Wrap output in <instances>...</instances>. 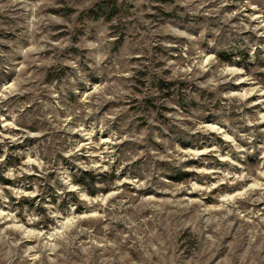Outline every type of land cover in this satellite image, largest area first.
<instances>
[{"label": "rangeland", "instance_id": "rangeland-1", "mask_svg": "<svg viewBox=\"0 0 264 264\" xmlns=\"http://www.w3.org/2000/svg\"><path fill=\"white\" fill-rule=\"evenodd\" d=\"M0 264H264V0H0Z\"/></svg>", "mask_w": 264, "mask_h": 264}, {"label": "trees", "instance_id": "trees-1", "mask_svg": "<svg viewBox=\"0 0 264 264\" xmlns=\"http://www.w3.org/2000/svg\"><path fill=\"white\" fill-rule=\"evenodd\" d=\"M102 8H103V10H105V11L110 9L112 12H111V14L108 15V17L113 16V14H114V13H113V6L102 5ZM105 11H104V12H105ZM97 16H103V15L98 14ZM169 85H170V84H163V83H162V84L160 85V87L169 90V88H170ZM88 179H89V181H91V183H92L93 180H94V177H93V176H89ZM77 183L82 184L81 181H77Z\"/></svg>", "mask_w": 264, "mask_h": 264}]
</instances>
